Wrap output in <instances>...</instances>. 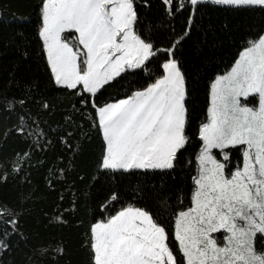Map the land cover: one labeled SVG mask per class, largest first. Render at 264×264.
<instances>
[{"label":"snow or ice","instance_id":"6c2138e0","mask_svg":"<svg viewBox=\"0 0 264 264\" xmlns=\"http://www.w3.org/2000/svg\"><path fill=\"white\" fill-rule=\"evenodd\" d=\"M34 8V41L14 43L0 75V184L17 186L15 199L0 198V264H15L4 257L17 249L19 264L64 255L62 241L24 229L38 177L56 194L46 219L65 224L84 210L87 264H264V0H159L151 21L154 0ZM210 11L248 17L222 73L207 56L189 64L184 51L203 54ZM200 69L206 113L197 122ZM10 142L18 147L6 150Z\"/></svg>","mask_w":264,"mask_h":264},{"label":"trees","instance_id":"16d2710c","mask_svg":"<svg viewBox=\"0 0 264 264\" xmlns=\"http://www.w3.org/2000/svg\"><path fill=\"white\" fill-rule=\"evenodd\" d=\"M35 0H0V13L3 19L0 20V75H6L9 68V62L14 58V43H28L34 41L35 34ZM159 8V0H154V9L147 11V20L151 21L155 18L156 9ZM26 18L27 22L23 19ZM248 17L241 15H229L223 12L210 11L206 12L203 17L205 27H212V31L207 34V38L203 33L200 39L204 40L202 45V55L196 56L193 53L191 45L185 48V55L189 64L199 67L201 60L207 56L209 59L208 67H215L216 72L226 71L230 67L238 55L239 50L245 39V34L249 30V25L245 23ZM225 23H230V30H224ZM179 27V24H177ZM16 33H21L23 39L13 41L12 37ZM7 54L4 55L3 53ZM214 74V73H213ZM194 78L199 81L197 89L190 101V108L193 109V115L197 118V122L206 113V85L207 77L200 69L199 73H194ZM60 109L51 116L49 123L55 126L61 121ZM18 145L12 142L6 146V150ZM133 178V183H135ZM149 185L160 183V178H149ZM33 185H39L40 190L36 193L38 199L35 203L29 202L25 207L31 208L32 212L26 217L24 229L27 230L35 240L47 242L62 241L64 246V255L60 257V264H87L88 252L83 247L84 233L87 225V218L84 210L81 209L75 214L64 217L67 221L65 224L56 223L45 218L54 215V200L56 194L46 191L44 182L39 177L33 181ZM17 195V186L14 180L10 179L7 184H0V198L15 199ZM67 207V204L64 205ZM85 221L84 225L78 223L79 220ZM23 253L20 250H14L11 254H5L6 261H14L19 264Z\"/></svg>","mask_w":264,"mask_h":264}]
</instances>
